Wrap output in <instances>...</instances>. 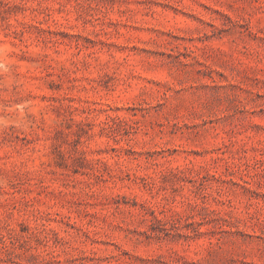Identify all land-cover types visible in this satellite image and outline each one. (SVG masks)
<instances>
[{
    "label": "rangeland",
    "instance_id": "rangeland-1",
    "mask_svg": "<svg viewBox=\"0 0 264 264\" xmlns=\"http://www.w3.org/2000/svg\"><path fill=\"white\" fill-rule=\"evenodd\" d=\"M0 264H264V0H0Z\"/></svg>",
    "mask_w": 264,
    "mask_h": 264
}]
</instances>
